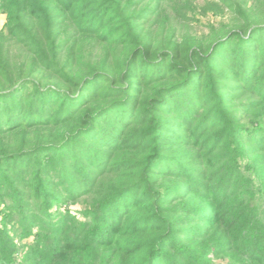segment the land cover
Here are the masks:
<instances>
[{"label": "trees", "instance_id": "1", "mask_svg": "<svg viewBox=\"0 0 264 264\" xmlns=\"http://www.w3.org/2000/svg\"><path fill=\"white\" fill-rule=\"evenodd\" d=\"M199 1L0 0V264H264V0Z\"/></svg>", "mask_w": 264, "mask_h": 264}, {"label": "rangeland", "instance_id": "2", "mask_svg": "<svg viewBox=\"0 0 264 264\" xmlns=\"http://www.w3.org/2000/svg\"><path fill=\"white\" fill-rule=\"evenodd\" d=\"M202 2H203L202 0L199 1V3L201 5H204ZM221 20H222L221 18L219 19V18L215 17L213 14H210V13L206 17L200 16V14H199L198 17H197V20H196V22H198V23H192L191 24V30L192 31L194 30L195 32H197L199 34L209 35V33H210V29H209L210 24H212V23L216 24V23L220 22ZM5 23H6V16L4 14L0 13V28H3ZM3 208H4V205H0V221H2V219L4 218L3 214H2V209ZM80 208H81L80 206H75L74 211L76 209H80ZM18 241L19 240L17 239V242ZM31 241L32 240L29 239V240L26 241V243H30ZM20 250H21V248H20ZM217 263H220V262L217 261Z\"/></svg>", "mask_w": 264, "mask_h": 264}]
</instances>
